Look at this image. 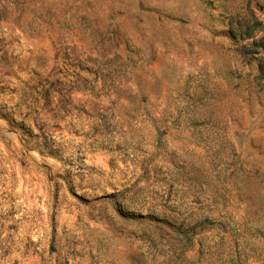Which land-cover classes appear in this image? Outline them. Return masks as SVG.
I'll list each match as a JSON object with an SVG mask.
<instances>
[{"label":"rangeland","instance_id":"obj_1","mask_svg":"<svg viewBox=\"0 0 264 264\" xmlns=\"http://www.w3.org/2000/svg\"><path fill=\"white\" fill-rule=\"evenodd\" d=\"M261 45L264 0H0V264H264Z\"/></svg>","mask_w":264,"mask_h":264},{"label":"trees","instance_id":"obj_2","mask_svg":"<svg viewBox=\"0 0 264 264\" xmlns=\"http://www.w3.org/2000/svg\"><path fill=\"white\" fill-rule=\"evenodd\" d=\"M244 34L246 35V36H251V32L249 33V32H244ZM254 43H257V42H254ZM260 48H261V50L263 51V53H264V45H261L260 46ZM256 71H257V73H258V77H257V79H263L264 80V56L263 57H261V59H260V63H258L257 65H256ZM181 236H182V238L184 239V240H190L189 239V237H188V234L187 233H181Z\"/></svg>","mask_w":264,"mask_h":264}]
</instances>
